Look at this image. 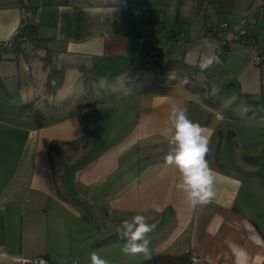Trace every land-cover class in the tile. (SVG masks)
Instances as JSON below:
<instances>
[{"label":"crops","instance_id":"1","mask_svg":"<svg viewBox=\"0 0 264 264\" xmlns=\"http://www.w3.org/2000/svg\"><path fill=\"white\" fill-rule=\"evenodd\" d=\"M248 4L264 9V0H245L235 15ZM25 18L40 28L48 66L36 62L30 44L14 52L11 41ZM176 22L188 42L192 28L180 17ZM251 26L248 35L258 38ZM141 34L140 21L120 0H0V78L14 105L32 103L42 112L40 125L31 112H0V264H36L31 260L40 257L46 264H90L93 251L109 264H141L143 254L122 253L123 240L98 244L136 214L156 224L151 256L190 253L198 264H264V183L240 178L228 170L230 162L212 155L219 131L187 89L134 70L143 56ZM160 39L168 49L182 41ZM187 54L169 59L185 61ZM49 69H63L54 87ZM173 104L211 137L206 160L217 197L207 206L189 207L176 187L178 170L164 163L169 146L161 129ZM101 107L112 113L96 115ZM53 140L79 143L51 156ZM86 202L101 205L105 225L84 226L87 213L90 224L96 219Z\"/></svg>","mask_w":264,"mask_h":264},{"label":"rangeland","instance_id":"2","mask_svg":"<svg viewBox=\"0 0 264 264\" xmlns=\"http://www.w3.org/2000/svg\"><path fill=\"white\" fill-rule=\"evenodd\" d=\"M243 3L245 0H235L231 8L216 13L210 5L205 9H200L196 0H161L159 8L164 12L165 27L171 28L173 24L178 26L176 18L180 17L186 23L184 24L187 28L189 26L192 28L191 36H187L186 41L188 42L182 40L179 42L180 45H176L178 47H169V51L164 56L166 59L173 58L178 52L183 53L186 49L188 54L185 61L195 64L201 55L214 54L216 50L219 52L221 48H217L219 40L214 36L205 34L207 22L212 25L217 24L218 21L229 22L225 36L231 43L221 66L210 74L200 72L194 76L183 78L176 73H170L161 77L156 70L150 69L145 71L144 78H149L151 81H160L162 78V82L174 84L177 88L187 89L200 105L199 110L204 113L205 122L211 119L219 131L210 145L212 155L216 154L222 163L230 162L233 167L228 168V170H232L235 175L242 179H254V184H257L259 182L264 183V64L255 63L253 54L255 51L253 52L251 46L239 43L238 36L241 30L248 31L251 25H253L251 30H257L258 38L264 37L262 35L264 31L258 25L260 21L255 18V13L259 9L254 11V7L252 10L250 9L251 5L248 4L238 17L235 15L236 6ZM205 15H208L209 18H206ZM195 35L200 38H191ZM160 41V38L146 36L148 45L160 47ZM187 43H191L193 49ZM36 51L38 57L35 59L41 66V57L44 56L45 51L42 48ZM120 106L121 101L112 109H120ZM107 108L101 107L100 111L95 112L96 115L111 114V110L105 111ZM216 113L222 115L220 121L216 120ZM108 138L104 136L105 140ZM115 138L112 137V139ZM65 185L71 192L76 191L71 179H66ZM254 191V189L251 190L253 194ZM243 193L242 190L241 194ZM85 205L95 211L94 217L96 218L95 225L90 224V217L87 213V222L83 223L85 227L89 226L92 230L94 227L106 224L107 220L100 204L96 203V206H92L93 203L86 202ZM108 226L113 228L114 224ZM115 229L117 228L115 227ZM115 229L113 230L114 233L116 232Z\"/></svg>","mask_w":264,"mask_h":264},{"label":"clouds","instance_id":"3","mask_svg":"<svg viewBox=\"0 0 264 264\" xmlns=\"http://www.w3.org/2000/svg\"><path fill=\"white\" fill-rule=\"evenodd\" d=\"M115 3L116 0H109ZM221 63L215 54H204L194 65L201 72L207 71ZM27 70V65H25ZM161 135L168 138L169 150L164 156V163L174 166L179 172L177 189L183 194L186 204L195 209L207 206L217 197L216 174L209 167L206 156L209 152L211 137L199 122L189 118L187 109L173 104ZM156 229L155 223L136 214L123 219L117 227L118 236L125 241L121 251L124 255L143 254L146 260L151 259L149 235ZM90 264H109V261L93 251L89 255Z\"/></svg>","mask_w":264,"mask_h":264},{"label":"trees","instance_id":"4","mask_svg":"<svg viewBox=\"0 0 264 264\" xmlns=\"http://www.w3.org/2000/svg\"><path fill=\"white\" fill-rule=\"evenodd\" d=\"M151 1L154 5L155 4L158 6L160 5V0H151ZM196 1L200 9H205L207 8V6L210 5L216 11V13H221L225 11L226 9L231 8L235 3V0H196ZM259 10H264V9H259ZM205 17L209 18L208 15H205ZM26 19L27 18L22 20V24L19 26V28H17L15 34L13 35L12 41H11V45L14 49V52L16 53V56L23 52V47L26 44L31 45V51H33V54L37 49L46 48L44 44L45 40L41 37L40 35L41 31L37 24L28 26L22 31V33H19L21 28L26 24ZM176 20L178 21L177 18ZM218 22H221V21H218ZM260 23H264V22L260 21ZM163 27L166 29H170V28L165 27L164 21H163ZM205 31H206L205 34L208 35L209 26H207L206 24H205ZM150 37L152 38V36ZM247 37L251 39H260V38H254V37L252 38L248 34H247ZM162 39H165L167 42H173V41H169L167 38H162ZM142 44H143V56H142L141 61L134 67V70H140V71H147L150 69L156 70L161 77L166 76V74L176 73L182 76L183 78L194 76L201 72L198 69V67L194 66L196 63L189 64L185 62L183 59H169V58L166 59L164 56L167 54L169 50L167 44H166L167 52L165 54L161 53V49L163 48L164 45L162 46V48L161 46L157 47V46L148 45L146 43V36L144 37ZM48 52L49 50H47L44 56L41 57V60L44 66H48V57H47ZM227 52H228V47H221L219 52L216 50L214 54L220 57V60L222 63ZM221 63L218 65H214L213 67L209 68L207 71H204L203 73L205 74L212 73L213 71L217 70L221 66ZM62 76H63V69H59V70L49 69L47 80H48L50 87H54L55 85H58L60 83L59 81L62 79ZM24 111L31 112V114L36 119L37 124L40 125V121L42 118V112L38 108L33 107L32 103H26L19 107L14 105L13 102L11 101L10 91L8 90L3 80L0 78V112L20 113ZM78 143L79 141L64 142V141L53 140L50 143L49 152L52 156L53 154H58L59 152H61V149L63 147L71 148L77 145ZM117 240H123V239H121L118 236V234L115 233L110 236L104 237L98 242V244L109 243L111 241H117ZM191 257L192 256L190 255V253H183V254H178V255L164 253V254L152 255L150 260H144L141 264H193V262L191 261Z\"/></svg>","mask_w":264,"mask_h":264},{"label":"built area","instance_id":"5","mask_svg":"<svg viewBox=\"0 0 264 264\" xmlns=\"http://www.w3.org/2000/svg\"><path fill=\"white\" fill-rule=\"evenodd\" d=\"M121 6L124 9H127L131 14L136 17L142 28V34L140 37V42L142 43L145 36H152V38H167L169 41H177L184 38L183 26H174L170 29L163 27L164 14L159 8L158 5H154L151 0H120ZM255 18L264 22V10H258L255 13ZM245 22V21H244ZM209 26V34L216 37L219 41L217 48L228 47L230 46V41L225 36V31L229 27L228 22H218L215 25L207 22ZM238 42L251 46L255 50L254 61L256 64H264V37L260 39H251L247 37V31L241 30L238 36ZM167 52V46L165 45L161 49V53L165 54ZM215 118L217 121H220L222 115L216 113ZM36 264H46V260L42 257L34 258L31 260ZM193 264H198V259L194 256L191 257ZM21 263H25L22 260Z\"/></svg>","mask_w":264,"mask_h":264},{"label":"water","instance_id":"6","mask_svg":"<svg viewBox=\"0 0 264 264\" xmlns=\"http://www.w3.org/2000/svg\"><path fill=\"white\" fill-rule=\"evenodd\" d=\"M31 25H33L32 22H30V21L26 22V24L21 28V30L19 31V33H22V31H23L26 27L31 26Z\"/></svg>","mask_w":264,"mask_h":264}]
</instances>
